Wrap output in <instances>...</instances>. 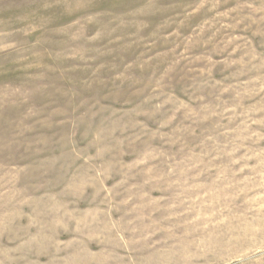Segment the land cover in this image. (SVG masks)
<instances>
[{
  "label": "rangeland",
  "instance_id": "1",
  "mask_svg": "<svg viewBox=\"0 0 264 264\" xmlns=\"http://www.w3.org/2000/svg\"><path fill=\"white\" fill-rule=\"evenodd\" d=\"M0 264H264V0H0Z\"/></svg>",
  "mask_w": 264,
  "mask_h": 264
}]
</instances>
